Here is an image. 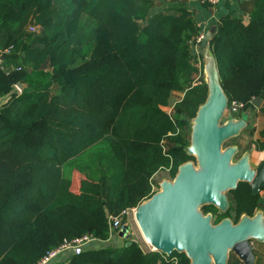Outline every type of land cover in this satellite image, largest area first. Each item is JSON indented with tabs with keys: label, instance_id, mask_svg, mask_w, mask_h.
Returning <instances> with one entry per match:
<instances>
[{
	"label": "trees",
	"instance_id": "trees-1",
	"mask_svg": "<svg viewBox=\"0 0 264 264\" xmlns=\"http://www.w3.org/2000/svg\"><path fill=\"white\" fill-rule=\"evenodd\" d=\"M253 3L248 18L219 19L211 40L229 104L243 102L247 110L264 90V0ZM154 4L0 0V100L6 97L0 105V264H35L86 234L108 240L109 218L149 199L158 172L175 177L182 163L194 160L185 150L186 123L169 112L188 124L206 100V84L194 85L204 60L192 49L203 30L187 3L172 0L156 12ZM47 61L49 71L42 68ZM259 134L257 149L264 151V126ZM105 143L109 149L82 172L59 174L52 185V176L40 174ZM230 194L236 207L226 213L234 212L236 221L259 209L250 184ZM173 257L189 264L184 254ZM69 264L175 262L133 240L120 249L86 250Z\"/></svg>",
	"mask_w": 264,
	"mask_h": 264
},
{
	"label": "water",
	"instance_id": "water-1",
	"mask_svg": "<svg viewBox=\"0 0 264 264\" xmlns=\"http://www.w3.org/2000/svg\"><path fill=\"white\" fill-rule=\"evenodd\" d=\"M215 32L213 26L199 44L208 94L191 119L186 152L194 160L182 163L172 180L163 179L160 190L136 208L134 218L145 241L168 257L177 252L184 254L189 264H229L234 253L243 264H256L253 242L264 243L263 209L253 216L243 214L236 223L231 218L214 223L213 215L202 210L212 206L226 213L231 207L228 195L240 183L250 184L256 196L264 190V159L253 167L252 152L240 155L238 146L225 147L250 127L264 99L254 98L243 116L225 120L229 98L211 50ZM25 87L17 84L20 91ZM119 236L131 239L130 227L121 230Z\"/></svg>",
	"mask_w": 264,
	"mask_h": 264
},
{
	"label": "crops",
	"instance_id": "crops-1",
	"mask_svg": "<svg viewBox=\"0 0 264 264\" xmlns=\"http://www.w3.org/2000/svg\"><path fill=\"white\" fill-rule=\"evenodd\" d=\"M181 1L184 3H187L189 5L190 10H192L195 13L197 19L199 20V26L202 28L203 33L206 32L207 30H210L213 26H216L219 19H221L223 16H225L227 14L232 13L236 16L241 15L244 18H248L252 12L253 5H254V3H253L254 0H220V2L216 6H206L202 2V0L201 1L200 0H181ZM14 49H15L14 46H12L9 50H5V53H10ZM200 50H201V48H200ZM196 52H197V54H200V55L202 54V50L196 51ZM46 63H48V64H46ZM46 63L43 65L42 68L46 71H49L51 69L50 62L47 61ZM3 102L4 101H2L0 104H2ZM258 112H259V110H255V112L252 116L251 125H250V128H252L253 126H256L257 122L258 123L260 122L259 125H261L260 126L261 128L258 127V133H257L258 138L257 139H251V140L249 138H244V136H243L244 132L249 131L246 129L238 137H236V138H239V137L243 136L241 142H237V144H235V143L231 144V145L238 146L239 151H241V149L244 148V150L242 151V154L245 153L246 151L252 152L251 164L253 167H256L259 164V162L264 159V151L263 152L259 151L253 144V142L255 140L259 139L260 130L264 126V119L259 120V118H256ZM262 116H264L263 113H262ZM260 117H261V115H260ZM241 143H244L245 147H243ZM171 146H172V143H171L170 147ZM170 147H168V148H170ZM251 148H253V150H251ZM254 158H255V163H254ZM75 189H76V187H75ZM260 207L261 208L263 207V211H264V190H263V192L261 194V198H260ZM130 219H131V222L135 221L134 215H130L128 217L127 221H130ZM128 224H130V222ZM133 230H134V228H133ZM130 232L134 236V233H133L134 231L130 230ZM119 233H120V231H118L116 234L110 235V238L106 241L97 239L96 241H93V242L87 244L84 251H86V250H97V249L108 248V247L120 249V248L125 247L126 245H128L130 242L133 241L132 240L133 238L128 240V239L120 237ZM253 248H254L253 249L254 253L256 255V264H264V243H260V244L257 243V245H256V243H253ZM152 252H155V251H152ZM73 256H75V254L73 252H71V251L65 252V253L60 254L57 258L53 259L49 264H69ZM168 258L171 259V257H168ZM173 258H176V257H173ZM239 261L237 264H243L241 261L239 263Z\"/></svg>",
	"mask_w": 264,
	"mask_h": 264
},
{
	"label": "rangeland",
	"instance_id": "rangeland-1",
	"mask_svg": "<svg viewBox=\"0 0 264 264\" xmlns=\"http://www.w3.org/2000/svg\"><path fill=\"white\" fill-rule=\"evenodd\" d=\"M169 1H172V0H154V2H155V4H154V7H153V11L154 12H156V11H159L160 9H162L163 8V4L164 3H166V2H169ZM181 1V0H180ZM201 1V0H200ZM209 30H207L206 32H208ZM206 32H204L201 36H203ZM200 36V37H201ZM198 43H200V42H197L196 44H193L192 45V49H193V52H195V53H197L196 51H201L200 50V46H199V44ZM202 57H203V50H202ZM203 60H204V57H203ZM46 64H48V63H46ZM201 83H204V84H206V77H205V73H204V71H203V73L201 74V75H199L198 77H196V79H195V81H194V85H198V84H201ZM18 89V88H17ZM19 90V89H18ZM20 91V90H19ZM184 96V94L183 93H177V94H175V97H176V99L177 100H181L182 99V97ZM263 99H264V90H263V95L261 96ZM4 99H6V97L5 98H3V99H1L0 100V103L2 102V101H4ZM232 104V103H231ZM230 104V105H231ZM1 105V104H0ZM262 106H264V101H263V104H262ZM261 106V107H262ZM261 109V108H260ZM260 109H258L259 110V112H258V114H257V116H256V118H259V120H262V119H264V116H262V112L260 111ZM170 115L173 117V120L175 121V120H177V121H184L185 123H186V125H185V127H186V129L187 130H189L190 131V140H191V124H192V121H191V119H189L188 120V124H187V122H186V118L184 117V115H181V114H179V113H176L175 111H174V109H171L170 110ZM260 115H261V117H260ZM263 117V118H262ZM228 119H231V114H230V112L229 111H227L226 112V116H225V120H228ZM258 120V121H259ZM260 123V122H259ZM259 123L257 122V124H256V126H253L252 128H250L249 127V129H247V130H249V131H246V132H244V138H249L250 140L251 139H257L258 138V127H260L261 125H259ZM262 123V122H261ZM261 128V127H260ZM242 136V137H243ZM242 137H239V138H234V139H231L230 141H228V142H226V144H225V147H227V146H230L231 144H237V142H241V140H242ZM259 141H260V135H259V139L258 140H255L254 142H253V144H254V146L257 148V145H258V143H259ZM164 146H165V148H168V147H170V145H171V140L170 139H166L164 142ZM242 144V146L243 147H245V145H244V143H241ZM105 147V148H104ZM187 147V146H186ZM108 150L109 149V147H108V145L105 143L104 144V146H101V147H99V145H95L94 147H92V149L91 150H89L88 152H86V153H83L82 155H80L79 157H77V158H74V159H72V160H69L68 162H66L65 164H63L62 166H60V167H58V170H59V173H58V170H51L50 169V171L51 172H47V170L46 169H43L42 170V172L40 173L43 177H45V176H49L50 178H51V176L53 177V179L51 178V185L52 184H54V182H55V180H57V179H59L58 178V176H59V174L62 176V177H70L71 175H72V172H73V170L74 169H78L80 172H82L81 170L82 169H84V167L87 165V163H88V161H90V159L94 156V155H96L97 153H99V151L101 150V151H104V150ZM185 150H186V148H185ZM244 150V148L243 149H241V151H240V155L242 154V151ZM251 150H253V148H251ZM263 152V151H262ZM254 163H255V158H254ZM57 173H58V175H57ZM74 174L76 175V178L77 179H79L78 178V173L77 172H74ZM73 174V175H74ZM82 177V176H81ZM174 177L173 176H171V174H170V172L168 171V170H166V169H163V170H161L160 172H158L154 177H153V179H152V184L155 186V191L157 192V191H159L160 190V183L162 182V180L163 179H169V180H172ZM228 197H229V200H230V202H231V207H236V203H235V201H234V197L231 195V194H229L228 195ZM208 207H210V206H206V207H204L202 210H203V212L205 213V214H207V213H211L212 215H213V220H214V222L215 223H218L219 222V220L222 218V219H224V218H231V219H233L234 220V218H235V213L234 212H231V213H222V212H220L219 210L216 212V211H212L211 209H209ZM231 209V208H230ZM229 209V210H230ZM261 209H263V207L261 208ZM132 219V218H131ZM131 219H130V221H126L127 222V224L130 222V224L128 225L129 227H130V230H132V231H134L133 233H134V236L132 237L133 238V240L136 242V243H138L139 245H141L143 248H144V250L145 251H147V252H152V251H155V250H153V248L145 241V239H144V237H143V235H142V233H141V231H140V229H139V227H138V225H137V223H136V221H132L131 222ZM221 219V220H222ZM127 220H128V218H127ZM132 226V227H131ZM133 228H134V230H133ZM256 243V245H257V243L258 242H255ZM260 244V243H259ZM239 258L234 254V253H231V256H230V259H229V264H233V263H238V260ZM239 263H240V261H239Z\"/></svg>",
	"mask_w": 264,
	"mask_h": 264
},
{
	"label": "built area",
	"instance_id": "built-area-1",
	"mask_svg": "<svg viewBox=\"0 0 264 264\" xmlns=\"http://www.w3.org/2000/svg\"><path fill=\"white\" fill-rule=\"evenodd\" d=\"M202 2L210 6H216L220 2V0H202ZM31 31L35 33L37 31V27L32 26ZM202 38L203 36L199 37L198 42L201 43ZM230 104L228 105L227 111L230 112L231 118H240L247 111L246 104L243 102L233 101L232 104L231 105ZM152 191L153 193H156L154 185ZM135 211L136 208H131L123 211L120 216L110 217L109 218L110 235L116 234L118 231H121L126 226H128L129 224H127V222H124L123 219L124 218L127 219L130 215H134ZM96 240L97 238H95L93 235L90 234H86L71 240H65L58 247L48 251L45 254V256H43L35 264H49L53 259L57 258L60 254L69 251L73 252L75 255H81L84 252L86 245ZM170 261H174L175 264H177L178 259L171 258Z\"/></svg>",
	"mask_w": 264,
	"mask_h": 264
},
{
	"label": "flooded vegetation",
	"instance_id": "flooded-vegetation-1",
	"mask_svg": "<svg viewBox=\"0 0 264 264\" xmlns=\"http://www.w3.org/2000/svg\"><path fill=\"white\" fill-rule=\"evenodd\" d=\"M261 194H262V193H261ZM259 196H260V198H261V195H259ZM210 207H212V206H210ZM213 208H214V207H213ZM230 208H231V207H230ZM215 209H216V208H215ZM259 209H261L260 204H259ZM259 209H258V210H259ZM258 210H257V211H258ZM228 211H229V210H228ZM228 211H227V212H228ZM257 211H256V212H257ZM234 222L236 223V222H238V221H236L235 218H234ZM214 223H215V222H214ZM253 243H255V242H253Z\"/></svg>",
	"mask_w": 264,
	"mask_h": 264
}]
</instances>
